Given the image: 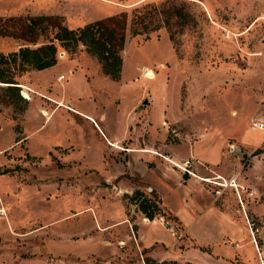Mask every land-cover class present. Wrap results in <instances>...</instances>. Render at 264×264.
Masks as SVG:
<instances>
[{
    "label": "rangeland",
    "instance_id": "rangeland-1",
    "mask_svg": "<svg viewBox=\"0 0 264 264\" xmlns=\"http://www.w3.org/2000/svg\"><path fill=\"white\" fill-rule=\"evenodd\" d=\"M144 9L145 31L135 26L140 33L132 34L133 17ZM122 10L117 78L104 74L103 67L113 66H102L85 44L63 46L55 39L54 68H20L18 47L47 42L54 27L25 43L10 34L15 28L7 17L57 15L76 29ZM0 77L30 88L0 85V264H139L140 255L146 264H264V212L245 222L240 212L243 201L260 197L251 196L247 185L245 196L220 192L240 212L237 240L220 241L201 229L184 230L173 219L164 206L179 205L172 182L160 180V210L144 216L131 195L139 188L151 196L150 189L133 173L131 162L140 161L129 160L125 150L130 140L152 147L162 133L172 144L208 130L224 131L229 140L264 135V129L251 128L253 121H264V0H0ZM57 101L87 113L94 103L93 118L104 133L118 135L122 148L106 143L91 122ZM154 119L159 124L148 127ZM36 122L41 125L34 129ZM253 151L264 158V140ZM188 159L180 165L199 166ZM240 161L242 167L247 163L244 156ZM143 173L157 186L158 172ZM260 201L264 205V194ZM122 204L131 225L129 236L121 238L107 226L122 214ZM155 223L168 229L160 230L167 241L143 244L140 226ZM191 238L207 253L186 251Z\"/></svg>",
    "mask_w": 264,
    "mask_h": 264
},
{
    "label": "crops",
    "instance_id": "crops-1",
    "mask_svg": "<svg viewBox=\"0 0 264 264\" xmlns=\"http://www.w3.org/2000/svg\"><path fill=\"white\" fill-rule=\"evenodd\" d=\"M54 66H56V63L55 64L53 63L49 66L42 67L39 69L37 68L36 71L37 73L42 72L43 70L48 71V69L54 68ZM60 67L58 66L55 68L61 69ZM69 74L73 76L72 72H70ZM58 77H60V75ZM142 78H151V77L146 76L144 74ZM23 83L24 82L21 81L19 83L0 81V85H6V86L7 85H15V86L19 85L20 87L26 86ZM27 89L30 88L27 87ZM23 92L27 94L25 90H22V93ZM83 93L85 95H88V97H90L89 90L85 89ZM40 94H43L44 96H46V98H49L48 100L55 101L52 98V96H50L49 94L48 95L44 93H40ZM90 101L95 102L93 98H91ZM57 102L58 105H61L66 109H71L72 111H75L82 117L86 118L89 122H91L93 127H95V129L101 134V136L106 141V143L116 148H122V146H120L117 143L119 138L118 135H115L111 132L104 133L100 128V124L98 125L96 119H94L95 117H97L96 115L97 109L94 103H92L93 105L89 107L87 113L84 111L81 112L79 110H76L74 107L71 106L68 107L59 101ZM44 120L45 119H43L42 122ZM146 123L148 127L150 126L152 128H154L159 124L157 119H154L153 124L151 125L149 124V122ZM40 125H41L40 122L38 123L36 122V124L33 127L34 129H37ZM127 130H128L127 133H129L128 127ZM162 134H163L162 140L160 142H157L152 147H150V144H148L147 142L142 144L144 145L143 147L140 146V143H137L134 140H130L127 143V147H125V150L128 153L129 160L134 159L140 161L139 163H135V164L131 162L133 173H135V175L140 177L141 181L144 182L143 185L147 187V189L154 190L161 199L162 197L158 188L161 186L160 180L168 181L169 183L172 182L171 184L179 189V191H177L176 194V198L178 197L180 199L179 205L170 206L164 203L163 204L165 208H167L172 214L175 215L177 220L182 224L184 230H189L194 228L195 230L199 229L198 232H200L201 229V232L211 234L210 236L213 235V237H215L217 235L218 238L217 237L215 238L220 239V241L223 239L237 240L239 232H238V226L236 225V217L239 216L240 212L244 222H245V217L247 218L248 217L252 218L254 216L257 217L260 214L261 215L263 214L261 212H264L263 211L264 205H262V202L260 201L261 195L264 194V191H260L262 184H264V158H262L263 155H261L262 153L261 151L258 153H254L253 151L264 140V135L259 137L257 140H251L244 136H240L239 138H236V140H229L227 137L228 135H226L224 131L208 130L204 135L200 137L180 140L177 141V143L172 144L166 142L165 133ZM255 137L256 136L254 137L252 136V138ZM227 144L229 147L227 146ZM230 144L232 145L231 155L226 152L227 150H230ZM49 145L50 144L45 145L42 150H44ZM181 148L183 150H181ZM243 156L247 160V163L244 167L240 165L241 164L240 159ZM188 157L194 158V160L197 161L199 165L198 167H195L192 164L190 165L189 170L191 171L192 174L185 173V171L181 170L175 165V164H180L181 162H185L187 160L191 163ZM201 160L204 163L207 162L214 163L216 168L212 169L210 167H206L203 164H200L202 163ZM146 163H152V164L151 166H148ZM200 166H203V168ZM150 169H154L156 172H158L157 176L154 175L155 177H158L156 179L157 186L154 185L152 180L149 181L144 177L143 172L149 171ZM214 174H218L220 175V177L224 179H227L230 176L233 177L234 181L237 183V186L235 188L229 185L221 187L223 192L228 190L227 191L228 195H232V196L235 195L236 197V195L238 194L240 196L241 193L244 194L245 196L244 193L245 189L243 187L244 185H247L248 189H250L249 192L253 194L251 196L259 195L260 196L259 199H254L251 201L247 199V201H243V203L240 204L239 206L240 212L237 210V208L228 207V205L226 204V200L224 201L220 199V193L214 195L211 192L213 188L218 186L206 182V181H210L208 177L218 178L214 176ZM168 176H171L173 180L171 181L168 178ZM203 177H205L204 179L206 181L202 179ZM124 186L125 185H123V188ZM236 190H237V194L235 192ZM217 202L219 203V206L216 205ZM122 209H123L122 214L118 217H115L114 221L109 223L107 226V230L109 231L112 230L115 232V234L118 233L119 235H121V238L125 236H129V231H130L129 226L131 225L127 214L124 213L123 204H122ZM179 212H181L183 215L180 214ZM186 222H188L187 225ZM165 228L162 225V223L150 224L148 226L142 225L140 226V230H139V234L141 236L140 240L143 242V244H149L150 242H153L155 240L166 242L167 241L166 238L160 232L161 229L164 231L168 230ZM191 239L194 241L193 238ZM196 244L197 243L194 241L193 244L186 249V251L189 249H193V250L201 251L205 254L207 253L204 252L203 249L199 250L197 246L195 248ZM197 245H202V244H197ZM227 245L229 244H222L221 246L222 247L226 246L225 250H229L227 249L228 248ZM109 249H111V247H109L108 250ZM222 251H224V249ZM104 252H106L105 248H104Z\"/></svg>",
    "mask_w": 264,
    "mask_h": 264
},
{
    "label": "trees",
    "instance_id": "trees-1",
    "mask_svg": "<svg viewBox=\"0 0 264 264\" xmlns=\"http://www.w3.org/2000/svg\"><path fill=\"white\" fill-rule=\"evenodd\" d=\"M147 5L148 3H143L142 8ZM134 10L138 9L135 8ZM125 15V11L122 10L115 14L94 19L76 29H71L63 25L57 15L9 16L7 17V22L15 28L10 34L22 38L25 40V43H35L38 35L45 28L48 26L54 27L53 34L47 42H41L34 47H30L27 44L18 47L17 56L20 68H23L26 64H31L34 68H42L53 64L56 60L55 54L57 50L56 44L53 41L55 39L58 42L63 41V43L59 42L63 46H69V44L74 46L77 43L85 44L86 50L96 55L102 66H113L111 70L110 67H107L108 69L103 67V72L114 79L119 74L118 71L121 62L119 51L124 41ZM145 16L148 17V11L146 9H144V13H138L133 17L131 25L132 34L140 33L135 26H141L143 31H145ZM0 81L15 82L11 78L2 79V77H0ZM150 194L151 196H148L141 189L135 188L131 195V199L135 202L137 208L148 218H152L155 211L160 210L158 205L160 199L156 195V192L151 189ZM168 214L171 215L169 212ZM171 216L175 219L174 215Z\"/></svg>",
    "mask_w": 264,
    "mask_h": 264
},
{
    "label": "built area",
    "instance_id": "built-area-1",
    "mask_svg": "<svg viewBox=\"0 0 264 264\" xmlns=\"http://www.w3.org/2000/svg\"><path fill=\"white\" fill-rule=\"evenodd\" d=\"M60 76H62V75H60ZM251 127L264 129V121L263 120L253 121ZM231 146L232 145L230 144V149H231ZM185 162H188V161H185ZM173 164H175V163H173ZM175 165L178 166V168L182 169L183 171H186L187 173H191V171L188 168H186V167H184V166H182L180 164H175ZM214 176H216L218 178H210L211 181H206L204 179L205 177H203L202 179L205 180L206 182H209V183H212L213 185H217L218 186V187H215L213 189V192L215 194H219L221 192V190H222L221 187H224L226 183H229V184L232 183L233 185H231V186L234 187V188L237 186V183L234 181V179H233L232 176L228 177L227 180L224 179V178H222V177H220V175H218V174H214ZM214 176H212V177H214ZM218 179H221V180H218ZM235 192L237 193V190ZM159 219L162 220V217L159 216ZM120 242L124 243L123 240H120ZM256 251L259 253V249L257 247H256ZM140 256L141 257H140V263L139 264H146L145 261H144V259H143V257H142V255H140ZM259 259H260V262L263 263L264 254H263V257L262 256H259Z\"/></svg>",
    "mask_w": 264,
    "mask_h": 264
},
{
    "label": "bare ground",
    "instance_id": "bare-ground-1",
    "mask_svg": "<svg viewBox=\"0 0 264 264\" xmlns=\"http://www.w3.org/2000/svg\"><path fill=\"white\" fill-rule=\"evenodd\" d=\"M62 76H63V75H62ZM60 77H61V76H60ZM25 95H26V94H25ZM208 178H209V177H208ZM209 179H210V178H209ZM210 181H211V179H210ZM228 185L231 186V185H233V184H232V183H231V184H229V183H226V184H225V186H228Z\"/></svg>",
    "mask_w": 264,
    "mask_h": 264
},
{
    "label": "water",
    "instance_id": "water-1",
    "mask_svg": "<svg viewBox=\"0 0 264 264\" xmlns=\"http://www.w3.org/2000/svg\"><path fill=\"white\" fill-rule=\"evenodd\" d=\"M143 102H145V99L143 100Z\"/></svg>",
    "mask_w": 264,
    "mask_h": 264
}]
</instances>
